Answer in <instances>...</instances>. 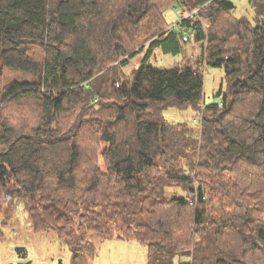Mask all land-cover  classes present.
Instances as JSON below:
<instances>
[{
	"label": "trees",
	"instance_id": "1",
	"mask_svg": "<svg viewBox=\"0 0 264 264\" xmlns=\"http://www.w3.org/2000/svg\"><path fill=\"white\" fill-rule=\"evenodd\" d=\"M249 1L253 21L232 0H0V216L20 199L74 263L101 237L141 242L146 264H264V0ZM156 48L183 59L153 65ZM205 66L226 80L208 103ZM187 107L195 127L165 120Z\"/></svg>",
	"mask_w": 264,
	"mask_h": 264
},
{
	"label": "rangeland",
	"instance_id": "2",
	"mask_svg": "<svg viewBox=\"0 0 264 264\" xmlns=\"http://www.w3.org/2000/svg\"><path fill=\"white\" fill-rule=\"evenodd\" d=\"M159 1L161 2L160 4L164 3V0ZM232 1L235 4L234 16L246 17L249 21H253L255 10L249 0ZM164 12L167 21L170 24L171 22L173 23L177 17L174 10L171 7H167ZM222 19H224V16ZM203 22L205 23V20ZM139 33L137 42L145 40L148 36V34L142 35V32ZM185 48V55L195 56L200 52L201 44L192 41ZM142 54L140 53L132 58L127 65L125 73L129 76L133 66L140 63ZM182 59L183 53L177 55L165 54L160 51V48H156L148 62L156 66H170L181 62ZM5 74L7 78L8 76H15L14 73L9 71H5ZM203 75V101L206 103L212 102L215 90L221 84L223 88L226 86L225 72L223 68L205 66ZM200 111H202L201 108ZM163 115L165 120L170 123H186L192 127L197 124L198 117L195 116V111L191 107L182 110L175 108L166 109ZM21 206V200L17 198L14 200L12 207L4 214V217L0 216V223H3L2 226L0 225V230H3V238L0 241V264H17L21 261L14 251V248L18 245L24 246L27 250L26 258L30 260V264H146V247L141 242L133 239L118 240L101 237L94 238L92 255L89 259L74 263L65 241L53 231L44 233L34 231ZM182 260L183 258L176 257L173 264H180Z\"/></svg>",
	"mask_w": 264,
	"mask_h": 264
},
{
	"label": "water",
	"instance_id": "3",
	"mask_svg": "<svg viewBox=\"0 0 264 264\" xmlns=\"http://www.w3.org/2000/svg\"><path fill=\"white\" fill-rule=\"evenodd\" d=\"M14 251L16 252L17 256L21 259L17 264H30V260H22L25 259L27 256V250L24 246L18 245L14 248Z\"/></svg>",
	"mask_w": 264,
	"mask_h": 264
},
{
	"label": "flooded vegetation",
	"instance_id": "4",
	"mask_svg": "<svg viewBox=\"0 0 264 264\" xmlns=\"http://www.w3.org/2000/svg\"><path fill=\"white\" fill-rule=\"evenodd\" d=\"M22 260H27V258H25V259H22Z\"/></svg>",
	"mask_w": 264,
	"mask_h": 264
}]
</instances>
